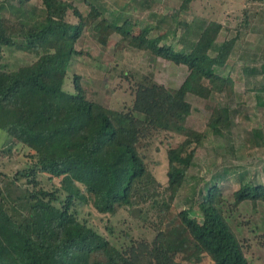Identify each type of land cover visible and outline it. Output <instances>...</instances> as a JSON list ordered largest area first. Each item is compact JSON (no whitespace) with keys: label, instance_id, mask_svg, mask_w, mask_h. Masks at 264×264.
<instances>
[{"label":"trees","instance_id":"trees-1","mask_svg":"<svg viewBox=\"0 0 264 264\" xmlns=\"http://www.w3.org/2000/svg\"><path fill=\"white\" fill-rule=\"evenodd\" d=\"M28 1L18 0L15 9L12 0L0 1V128L8 134L0 154L12 158L22 145L26 161L13 173L0 169V264H250V240L239 237L230 212L245 200L264 201V182L242 178L228 201L220 174L200 190L197 213L186 206L169 217V203L183 187L207 128L224 136L232 125L231 107L219 97L232 96L236 80L222 68L240 33L251 30L257 11L243 9L236 34L222 42L205 38L210 23L189 45L177 48L162 43L166 31L151 35L158 27L132 13L107 15L98 0H85L86 13L72 0H42L39 12ZM70 10L76 21L69 18ZM89 26L103 44L118 32L128 47L186 64L188 73L176 87L159 82L152 72L138 76L127 108L96 99L78 72L70 90L68 67L76 56L89 54L76 44ZM260 68L263 72L264 63ZM256 70L244 65L240 76ZM190 93L215 101L203 127L195 125ZM162 130L183 136L167 147L166 184L140 150ZM252 140L264 142L262 127L253 129ZM165 190L170 200L160 209L171 225L161 222L150 239L126 230L124 238L113 240L81 217L88 202L115 214L128 204L155 205Z\"/></svg>","mask_w":264,"mask_h":264},{"label":"rangeland","instance_id":"rangeland-1","mask_svg":"<svg viewBox=\"0 0 264 264\" xmlns=\"http://www.w3.org/2000/svg\"><path fill=\"white\" fill-rule=\"evenodd\" d=\"M72 1L83 13L89 10L85 0ZM99 1L106 8L107 15L120 10L124 11L123 15L132 13L140 17L141 21L152 25H155L160 18L165 19L162 31H166L168 37L162 43L172 44L177 48L187 46L195 40L206 21L212 23V28L206 31L205 38L222 42L225 38L236 34L238 15L242 14L243 9L249 6L257 11L251 30L240 33L225 68H222L226 70L225 72L231 71L236 80L235 93L230 97L225 95L219 97L223 104L231 107L232 125L224 136L215 135L211 128H207L205 142L198 150L183 187L176 198L169 203L172 205L169 217L186 206H191L197 213L196 200L200 196V190L205 187L206 181H213L216 175H224L221 183L228 201L232 192L240 186L242 178L264 182V142L258 143L252 140L254 128L264 129V88H260L264 82V71H260L261 64L264 63V0H248L249 2L199 0L192 3L189 10H183L175 16L176 20L170 18V14H174V11L169 10L179 5H164V9L169 10L161 12L159 7L162 5L146 6L145 0ZM28 3L36 6L38 12L42 11V0H29ZM12 4L11 7L15 9L19 2L12 0ZM69 18L73 21L77 20L72 10ZM180 20H188V23H179ZM158 32L154 30L151 35H156ZM120 38L118 32H113L108 43L103 44L92 34L91 27H86L76 44L78 48L85 49L89 54L79 55L71 60L69 73L65 79L66 88L74 89L72 75L78 72L83 76L82 83L96 99L112 107L127 108L134 98V82L138 76L152 72L159 82L176 87L187 75L186 64H177L156 56L148 49L128 47L125 42L120 41ZM22 53L23 51H19L18 55ZM20 63L21 61H18L11 67ZM248 64L259 69L256 70V75L240 76L241 67ZM188 99L193 103L192 117L195 118V125L203 127V122L210 115L211 105L215 101L191 93ZM239 100L242 101V105H238ZM182 138L183 136L177 133L162 130L140 146L155 177L164 184L168 179L167 147L176 145ZM7 141V132L0 128V152ZM15 149L12 158L0 154V169L13 173L18 167L25 165L23 156L25 148L18 145ZM162 195L163 198H160L155 205L128 204L119 208L115 214L99 212L88 202L82 208L81 217H86L113 240L115 236L124 238L127 231L130 236L150 239L155 235L156 228L161 222L171 225L168 218L163 220L164 210L160 209L162 206L167 208L169 193L165 190ZM134 207L140 209L135 217L132 215ZM227 208H230V212L232 207ZM230 213V221L239 237L250 240L247 242L250 264H264V201H258L254 205L251 200H245ZM109 227L114 233L110 232Z\"/></svg>","mask_w":264,"mask_h":264},{"label":"crops","instance_id":"crops-1","mask_svg":"<svg viewBox=\"0 0 264 264\" xmlns=\"http://www.w3.org/2000/svg\"><path fill=\"white\" fill-rule=\"evenodd\" d=\"M137 1V0H136ZM146 1V3H144L146 6L147 5H149V6H153L154 4L156 5H162V6H160L159 7V11H168L169 9L167 8V9H164V5H179L177 8H173L172 10L170 9L169 11H177V9H179V7L181 6V5H183V4H187V6L185 7V9H183V10H189L190 9V5H192V3H196V2H198L199 0H145ZM137 7V6H136ZM162 8V9H161ZM158 9V8H157ZM182 10V11H183ZM162 19L163 18H160L159 19V21L158 22H156V24L155 25H152V24H150L151 26H153V27H158L157 29H155L156 31L158 30L159 32H163L162 31V25H163V21H162ZM173 20H176V18H174ZM212 24V23H211ZM211 24H209V23H207V21H206V23L203 25V27L200 29V31L202 30V29H205V28H207V27H209ZM209 25V26H208ZM161 30V31H160ZM199 31V32H200Z\"/></svg>","mask_w":264,"mask_h":264},{"label":"water","instance_id":"water-1","mask_svg":"<svg viewBox=\"0 0 264 264\" xmlns=\"http://www.w3.org/2000/svg\"><path fill=\"white\" fill-rule=\"evenodd\" d=\"M139 211H140V209L138 207H134V209L132 210V215L135 217L136 213Z\"/></svg>","mask_w":264,"mask_h":264}]
</instances>
